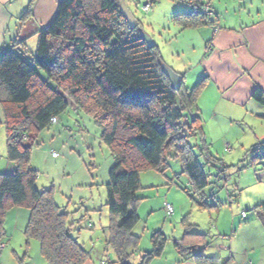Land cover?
<instances>
[{"label": "trees", "instance_id": "1", "mask_svg": "<svg viewBox=\"0 0 264 264\" xmlns=\"http://www.w3.org/2000/svg\"><path fill=\"white\" fill-rule=\"evenodd\" d=\"M149 1L152 5L156 0ZM180 1L193 8L174 17L182 30L209 23L200 0ZM122 3L124 0H61L52 22L35 34L33 52L25 42H15L0 55V107L6 160L12 166L9 172L0 173V243L6 211L23 207L29 212L25 236L40 243L47 264H84L89 257L73 235L77 231L68 222L69 214L55 204L51 190L37 188V172L30 167L38 134L57 125L69 107L93 119L100 128V141L113 158L105 185L109 225L104 249L114 254L115 261L107 264H129L139 241L132 230L139 221L140 173L154 170L163 174L170 153L181 161L188 179L189 188L182 190L199 208L216 207L207 205L202 196L208 186L199 160L203 152L196 155L188 141L199 136L207 146L201 118L192 113L204 80L191 89L182 82L173 91L161 71L158 47L147 45L139 21L134 28L127 24L120 13ZM29 13L27 10L22 18ZM253 97L264 105L259 90ZM52 118L56 120L53 124ZM261 146L264 148V140L253 147L259 152L255 160L264 159ZM204 156L208 162L220 163L208 151ZM236 191L229 193V204L235 202ZM252 212L264 224V204ZM187 222L183 237L173 241L181 259L189 257L195 264L228 262L199 255L197 250L206 247L207 236ZM150 243L152 249L143 254L140 264L160 256L166 238L156 231Z\"/></svg>", "mask_w": 264, "mask_h": 264}, {"label": "rangeland", "instance_id": "2", "mask_svg": "<svg viewBox=\"0 0 264 264\" xmlns=\"http://www.w3.org/2000/svg\"><path fill=\"white\" fill-rule=\"evenodd\" d=\"M208 1L211 7V0ZM147 3L150 1L124 0L126 7L140 22L143 34L158 47L162 65L174 72V69H179L185 76L184 85L191 89L200 79V76H195L199 70L196 62L203 52L204 35L198 29L182 30L174 17L191 12L193 8L180 0H156L144 12L143 6ZM192 113L201 118L203 138L207 145H202L199 136L188 140L196 155L203 152L199 160L208 177V186L202 196L207 205L216 207L201 209L182 190L188 187V179L182 173L181 161L170 153L167 161L169 167L163 174L154 170L140 173L137 197L141 200L136 206L139 221L132 230L139 237L138 248L143 249L147 244V249H151L152 233L161 231L170 239L167 243V250H170L173 239L183 237L187 221L196 225L198 233L210 235L219 217L218 212L221 211V218L223 212L235 210L239 205L240 201L238 205H229V193L237 186V195L242 189L240 183L244 186L242 196L264 192V159L255 160L259 152L253 150L254 146L263 143L264 136L259 137L264 135V129L252 130V119H249V125H244L241 120L232 123V118L229 121L222 115L209 114L211 112L202 116L197 112V107L192 109ZM99 136L100 128L89 115L69 107L58 118L57 125L38 134V145L32 148L30 157V167L37 172V188L40 191L51 190L55 204L69 214L68 222L74 224L77 232L73 235L77 242L88 251L93 249L91 245H97L96 238H100L109 225L105 185L113 158ZM203 146L207 149L203 150ZM263 150L261 146L260 152ZM207 151L225 168L215 160L208 162L204 156ZM52 152L57 154L56 158L51 157ZM7 165L6 133L4 127H0V173H6ZM190 195L194 194L190 192ZM166 204L174 210L171 216L166 215ZM28 218L29 212L23 207L6 211L1 238L6 247L0 252V264H47L40 253V243L25 236ZM208 237L207 244L210 242ZM109 256L113 257L112 254Z\"/></svg>", "mask_w": 264, "mask_h": 264}, {"label": "crops", "instance_id": "3", "mask_svg": "<svg viewBox=\"0 0 264 264\" xmlns=\"http://www.w3.org/2000/svg\"><path fill=\"white\" fill-rule=\"evenodd\" d=\"M60 1L0 0V55L15 42H25L27 49L33 52L35 34L50 23ZM200 3L201 10L208 7L212 13L208 16L209 23L199 28L184 29H198L204 35L203 52L196 62L199 70L195 76H200L198 81L204 80L195 101L197 112L202 116L208 112L214 116L219 114L229 118V121L232 118V123L241 120L244 125H249L248 121L252 119V130H263L264 105L258 103L253 95L259 90L264 96V0H211L213 7L208 6V0H200ZM27 10H30L29 15L22 18ZM212 17L215 20H210ZM174 70L187 88L184 85L185 76L179 69ZM0 127H4L1 107ZM253 136L256 137L254 132ZM5 168V172H9L12 166L8 163ZM241 184L242 189L232 203L238 205L240 201L239 205L235 210L223 212L221 218V211L218 212L214 230L206 235L210 242L207 244L206 237V247L197 252L199 255L218 257L222 263L228 261L225 264H264V224L252 212L258 205L264 204V192L242 196L244 186ZM242 212L245 218L241 217ZM77 235L80 236L79 233ZM102 236L96 238L98 246L91 245L93 249L84 264H101L104 259L115 261L114 254L105 251L104 241L101 242V238L105 239L106 228ZM165 238L161 255L151 259L149 264H195L189 257L181 259L173 244L167 250L170 239ZM147 248V244L143 249L137 245L129 264H140L143 254L151 251L152 245L151 249Z\"/></svg>", "mask_w": 264, "mask_h": 264}, {"label": "water", "instance_id": "4", "mask_svg": "<svg viewBox=\"0 0 264 264\" xmlns=\"http://www.w3.org/2000/svg\"><path fill=\"white\" fill-rule=\"evenodd\" d=\"M120 13L125 18V21L131 28H134L137 26L138 21L134 18V16L132 15V13L129 11V9L126 7L124 3L120 5ZM142 37L144 38V40L146 41L149 47L154 46L153 41L147 35L142 34ZM161 71L165 75V77L168 79L170 88L173 91L177 92L180 89L181 84H182L181 76L177 74L176 72H174L173 70H171L170 68L166 67L165 65H161Z\"/></svg>", "mask_w": 264, "mask_h": 264}, {"label": "built area", "instance_id": "5", "mask_svg": "<svg viewBox=\"0 0 264 264\" xmlns=\"http://www.w3.org/2000/svg\"><path fill=\"white\" fill-rule=\"evenodd\" d=\"M150 8H151V3H147L146 5L143 6V11H144V12H147ZM202 12H203L205 15H207V16H212V13L210 12V9H209L208 7L204 8V10H202ZM50 122H51L52 124L55 123V122H56L55 118H52V119L50 120ZM51 157H52V158H56V157H57V154H56L55 152H52V153H51ZM164 208H165V212H166V215H167V216H171V215L173 214V208H172L170 205L166 204V205L164 206ZM241 217H242V218H245V214H244V213H241ZM4 247H5V244H4V243H0V252L4 249ZM107 262H108V259H104V260L101 262V264H107Z\"/></svg>", "mask_w": 264, "mask_h": 264}]
</instances>
